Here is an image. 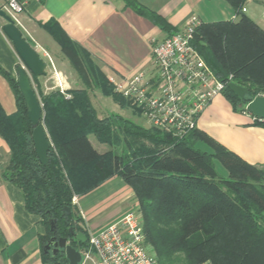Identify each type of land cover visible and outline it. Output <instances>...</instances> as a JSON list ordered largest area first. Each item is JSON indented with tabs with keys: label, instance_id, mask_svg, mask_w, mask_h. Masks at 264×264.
Returning a JSON list of instances; mask_svg holds the SVG:
<instances>
[{
	"label": "trees",
	"instance_id": "obj_1",
	"mask_svg": "<svg viewBox=\"0 0 264 264\" xmlns=\"http://www.w3.org/2000/svg\"><path fill=\"white\" fill-rule=\"evenodd\" d=\"M122 1L167 31L166 37L177 33L136 0ZM226 1L238 20L200 23L191 45L225 84L221 94L232 109L247 113V103L264 96V31L243 13L247 0ZM44 28L85 86L67 91L68 99L58 90L41 99L42 124L50 142L46 165L36 156L16 77L0 67L16 106L10 116L0 107V136L10 150L2 179L20 189L26 211L40 218L45 230L41 245L55 236L66 239L77 251L85 247L86 243L71 241L70 228L81 233L72 224V197L86 195L116 177L133 193L145 244L157 264H264V167L248 164L197 129L177 140L118 115L99 118L91 104L89 80L120 107L131 105L55 23ZM229 83L245 88L248 94L237 97ZM255 124L264 127L263 121L255 120ZM118 134L126 140L124 149ZM89 136L109 150L98 152ZM65 208L71 210L67 221ZM49 220L55 221L54 234ZM42 255L45 262L68 264L63 252L52 257L43 251Z\"/></svg>",
	"mask_w": 264,
	"mask_h": 264
},
{
	"label": "crops",
	"instance_id": "obj_2",
	"mask_svg": "<svg viewBox=\"0 0 264 264\" xmlns=\"http://www.w3.org/2000/svg\"><path fill=\"white\" fill-rule=\"evenodd\" d=\"M136 1L163 18L171 31H180L191 20L198 23L238 20L226 0ZM252 4L250 13L244 8L243 13L264 31V8L255 2ZM257 7L262 8L259 17L253 12ZM4 12L47 63L54 86L49 87L42 81L47 79L46 74L45 78L32 80L33 87L40 90H58L56 81L60 76L65 77V80L60 79L65 91L80 88L66 69L68 65L59 45L44 28L48 23H55L71 43L84 51L107 81L129 78L140 71L153 74L152 46L169 34L125 7L122 0H27L22 13L10 16ZM4 23L0 18V67L16 77L15 68L21 61L1 29ZM8 87L0 76V107L5 116L16 112L15 99ZM115 104L122 113L127 112ZM122 113L109 115L129 120ZM144 122V126H148ZM196 128L248 164L264 167V127L256 125L253 116L235 112L222 94L201 113ZM9 152L0 136V264H52L43 260L41 239L45 230L40 218L26 211L20 189L2 179ZM76 198L85 226L90 230L115 222L129 209L132 199L135 200L131 189L116 177Z\"/></svg>",
	"mask_w": 264,
	"mask_h": 264
},
{
	"label": "built area",
	"instance_id": "obj_3",
	"mask_svg": "<svg viewBox=\"0 0 264 264\" xmlns=\"http://www.w3.org/2000/svg\"><path fill=\"white\" fill-rule=\"evenodd\" d=\"M247 1L264 8V0ZM26 4L27 0H0V6L10 16L22 13ZM199 24L191 20L177 33L153 44V74L140 71L129 78L108 81L114 92L139 112L148 127L177 140L197 129L201 113L225 88L191 45ZM63 88L58 82V91L68 99ZM72 202L77 204V198ZM81 216L84 220L82 211ZM140 217L137 207H132L100 229L85 226L87 242L79 250L78 264H157L145 244Z\"/></svg>",
	"mask_w": 264,
	"mask_h": 264
},
{
	"label": "water",
	"instance_id": "obj_4",
	"mask_svg": "<svg viewBox=\"0 0 264 264\" xmlns=\"http://www.w3.org/2000/svg\"><path fill=\"white\" fill-rule=\"evenodd\" d=\"M0 18L5 22L1 26V29L13 45L14 51L21 61V65H17L15 68L18 90L23 99L27 118L32 128L31 138L36 156L41 165H46L48 163L47 154L50 149V142L42 124L43 113L32 85V79L46 76L47 63L29 42L22 37L23 35L14 24L15 22L2 10H0ZM228 88L241 99L248 94L245 88L234 83H229ZM245 110L255 120L264 122V96H258L248 102ZM64 213L66 214L65 221H67V217L71 213L70 208H65ZM49 227L51 233L54 234L56 231L55 221L49 220ZM69 232L74 241L81 244L87 242V238L83 233H75L72 228L69 229ZM43 251L44 253L49 252L52 257L56 256L59 252H63L68 264H78L81 260L79 251L70 246L64 238L57 239L55 236H51L43 246Z\"/></svg>",
	"mask_w": 264,
	"mask_h": 264
},
{
	"label": "rangeland",
	"instance_id": "obj_5",
	"mask_svg": "<svg viewBox=\"0 0 264 264\" xmlns=\"http://www.w3.org/2000/svg\"><path fill=\"white\" fill-rule=\"evenodd\" d=\"M251 7H253V4H252V2H249V1H246V5H245V7H244V11H246L247 12V14H249L250 13V10H251ZM253 12H254V14H256L255 16L256 17H259L260 15H261V12H262V8H260V7H257L256 9H253ZM81 55V54H80ZM62 56L64 57V60H65V62L67 63L66 65H68V66H66V69L67 70H69V72H70V75H72L71 76V78L73 79V80H76V81H78L79 83V87L80 88H77V89H74L73 87H72V89H74V90H82V89H84L85 88V86L83 85V83H82V81H81V79H80V77H79V75L77 74V71L71 66V63L69 62V60L67 59V57L65 56V55H63L62 54ZM82 56V55H81ZM81 64H83V63H81ZM48 72H47V75H48V77H47V75L46 76H44V77H40V78H45V77H47V79L46 80H42L43 82H45V84H47L49 87L50 86H54V80L51 78V73H50V70H47ZM60 76V75H59ZM70 77L68 78V80H70L71 79ZM39 79V78H38ZM60 79L62 80H65V77H57V84H58V82L60 83ZM33 81L35 80V79H32ZM37 80V79H36ZM108 82V81H107ZM33 84H34V82H33ZM108 84H110L109 82H108ZM34 91H35V93H36V95H37V98L39 99V102H40V104L42 105V103H41V99H43V98H45V97H47V96H49L51 93H53V92H55V91H57V90H44V88L43 89H39L38 87H35L34 88ZM67 91H70V90H67ZM67 91H65V92H67ZM88 92H89V96H90V100H91V104H92V106L94 107V109L96 110V113H97V115L100 117V118H102V117H104V116H107V115H109V114H113V113H117V112H119L120 114L122 113V111L121 110H119V108H118V106L115 104V103H113L112 102V100L110 99V98H108V97H104L102 94H101V92H100V90L98 89V88H96L92 83H91V81L89 80V87H88ZM68 95V94H67ZM220 95V94H219ZM127 109V112H124V113H122V114H124V116L127 118V119H129V120H131L132 122H134V123H137V124H135V125H138V126H140V127H143V128H145V129H148L149 127L148 126H144V120L142 119V118H138V117H141L140 116V114L138 113V112H136V110L135 109H133L132 107H130V108H126ZM133 115V116H131V114ZM115 134V131L113 132V135ZM117 134V133H116ZM118 136L121 138V141H120V144H121V147L120 148H123L124 149V146H125V144H126V140H125V138L123 137V136H120L119 134H118ZM112 139H113V137H112ZM89 141H90V143L92 144V146L98 151V152H106V151H108L109 150V147H107V146H105V145H101V144H99L97 141H96V139L93 137V136H89ZM127 141L129 142V143H131L132 141L130 140V139H127ZM137 143L139 142V140L138 141H136ZM142 143H144V141L142 140L141 141ZM146 146L147 147H150V145L148 144V143H146ZM201 147H202V149H207L206 147H204L203 145H201ZM118 149L117 151L120 153V151L122 150V149ZM124 151V150H123ZM118 154V153H117ZM217 168H218V170H219V172L220 173H222L223 175L225 174V171H224V169L223 168H221L219 165H217ZM4 171H5V168H4V170H3V172H2V174L4 173ZM76 196H73L72 197V200H73V198H75ZM72 200H71V207H72V211H73V220H72V224L74 225V227L75 228H78L79 230H80V232L81 233H84L85 235H86V229H85V223H84V220H83V218H82V216H81V209H80V207L78 206V204H73V202H72ZM134 201V202H133ZM132 204H130V207H129V209L130 208H132V207H137V209H138V206L135 204V200H133L132 199V202H131ZM81 205V204H80ZM139 212V211H138ZM141 216V215H140ZM140 220H142L141 219V217H140ZM141 224H142V222H141ZM78 233V232H77ZM71 241H74L73 239H71ZM152 254V253H151ZM206 262V261H205ZM210 262V261H209Z\"/></svg>",
	"mask_w": 264,
	"mask_h": 264
}]
</instances>
